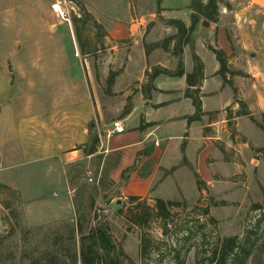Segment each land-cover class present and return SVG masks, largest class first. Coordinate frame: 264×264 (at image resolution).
<instances>
[{
	"label": "crops",
	"instance_id": "1",
	"mask_svg": "<svg viewBox=\"0 0 264 264\" xmlns=\"http://www.w3.org/2000/svg\"><path fill=\"white\" fill-rule=\"evenodd\" d=\"M77 1L111 42L102 76L109 77L111 70L118 76L104 92L93 80L91 53L83 50L74 29L70 35L72 18H59L48 0H0V183L22 193L32 206L29 213L36 205L48 209V219L38 220L41 215L34 225L76 224L70 182L75 165L91 166L99 157L100 174L109 171L125 199L174 202L186 187H198V180L207 187L212 183L215 153L221 159L233 149L220 137L226 124L262 130L251 118L262 122L264 115V0H238L242 22L235 23L238 41L233 45L224 28L201 17L186 37L181 57L185 76L155 80L150 79L154 68H179V30L170 22L191 28L194 0H161L157 12L148 16L137 15L132 0ZM72 11L81 19L79 7ZM205 20L216 23L219 50ZM167 39L171 41L164 47ZM128 41L131 49L123 46ZM212 49L226 53L235 82L228 72L225 78L220 75ZM164 56L173 57L172 67L162 61ZM189 89L202 102L201 119L192 123L188 119L197 109L186 97ZM242 104L250 115H243ZM115 122L125 132L108 137ZM96 136L99 150L89 155Z\"/></svg>",
	"mask_w": 264,
	"mask_h": 264
},
{
	"label": "rangeland",
	"instance_id": "2",
	"mask_svg": "<svg viewBox=\"0 0 264 264\" xmlns=\"http://www.w3.org/2000/svg\"><path fill=\"white\" fill-rule=\"evenodd\" d=\"M48 1L53 6L59 1L71 12L70 22L74 26L72 24L70 35L74 29L78 36L74 23L77 16L71 10L79 7L82 17L80 2ZM160 1L132 0L137 15L147 16L157 12ZM217 1V24L226 30L233 45L238 41L235 23L242 22L238 12L243 6L238 0ZM260 23L263 20L259 19ZM215 24L210 22L208 28L219 50ZM81 31L83 47L92 57L89 65L94 70L93 80L104 92L110 88V76H102L111 54L108 47L111 42L105 40L107 31L96 27L92 20L86 27L81 25ZM123 46L131 49L130 41ZM163 59L168 67L174 64L173 57L164 56ZM231 70V79L235 82L234 69ZM235 112L230 114L233 116ZM254 127L248 132L243 123L239 127L235 121L225 125L226 130L221 131L220 137L233 149L228 148L229 154L221 159L219 153H215L212 183L208 187L202 183V187L183 189L181 196L174 199L176 205L168 207L167 220L157 216V199L131 201L122 197L119 186L110 180L109 171L100 174L101 158H96L91 166H73L70 182L75 192L76 213L80 212L77 217L83 216L86 229L107 225L118 249L125 253L124 264H264V153L257 155L264 149V131ZM126 179L124 174V181ZM31 207L18 189L0 183V264H32L47 252L58 255L61 263L82 264L80 255L78 261H73L69 255V249L74 246L71 229L75 224L63 221L34 225L33 220L41 215L45 216L38 220L48 219V209L40 210L36 205L37 209L29 213ZM229 238H237L239 247L228 252L223 260L220 249ZM79 240L77 237L78 243Z\"/></svg>",
	"mask_w": 264,
	"mask_h": 264
},
{
	"label": "trees",
	"instance_id": "3",
	"mask_svg": "<svg viewBox=\"0 0 264 264\" xmlns=\"http://www.w3.org/2000/svg\"><path fill=\"white\" fill-rule=\"evenodd\" d=\"M192 8L194 11H196V14L193 16V24L191 28H187L182 22L180 21H172L170 22L172 25H175L179 30L178 40L176 44L175 49V55L180 58L179 68L176 72H172L169 70L164 69H156L153 74L150 76L151 80H155L157 77L161 75H166L169 77H184L185 76V70H184V64L182 61V55L184 53V46L188 44V40L186 37L194 33L200 23L201 17H205L211 21H218V1L217 0H194L192 4ZM83 16L81 19L74 18V23L78 32V38L81 40V25L82 27H86L87 23L92 19L90 14L87 12L86 9L83 8L82 10ZM96 27H100L97 22H95ZM101 28V27H100ZM171 41V39H167L162 45L164 47H167V44ZM158 46V45H157ZM82 48L83 43H82ZM217 58L218 61L221 64V71L220 75H222L225 78V73H231L230 68L228 66V57L226 53L223 51H218L212 49ZM196 60L198 58L196 57ZM118 76V73L112 72L108 83L109 85H113L115 82L116 77ZM188 82L191 83V76H188ZM186 97L191 98L194 101V104L196 106L197 112L194 116L190 117L189 123L200 121L202 116V102L200 98L198 97V92H192L190 89L186 92ZM243 108V115L247 116L250 115L245 110V104H242ZM129 113V108L126 113ZM263 121L258 122L253 117L251 118L252 121L264 131V115L262 116ZM94 127V124L90 125V129ZM101 144V140L99 136H96L91 144V146L88 147V153L89 155H94L98 152L99 147ZM258 153H264V149H261ZM202 182L198 180V185L201 186ZM131 201H138L139 198L132 197L130 198ZM176 202L172 201H165L158 199L157 200V216L163 220H167L170 216V212L168 207L169 206H175ZM78 215H80V212L78 210ZM77 222L74 226H72L71 229V240L73 241V249H69L71 253H69L71 259L73 261H78L79 255L81 258L82 264H124V261L122 257H125V253L123 250L118 249V246L114 242L109 228L107 225H97V226H91L89 229L85 228V219H83V216L77 217ZM146 219V217L144 218ZM141 223V221L139 222ZM143 223V222H142ZM77 237L80 238L79 243L77 242ZM237 238H229L224 240L222 244V248L220 249L221 257L224 260L228 252L234 251L236 247H239V244H237ZM145 247V243H144ZM68 251V252H69ZM216 262H213L215 264ZM32 264H65L61 263L60 259L58 258V255L55 254H48L44 253L42 256H40V260L32 262Z\"/></svg>",
	"mask_w": 264,
	"mask_h": 264
},
{
	"label": "built area",
	"instance_id": "4",
	"mask_svg": "<svg viewBox=\"0 0 264 264\" xmlns=\"http://www.w3.org/2000/svg\"><path fill=\"white\" fill-rule=\"evenodd\" d=\"M54 12L58 15L59 18H61L64 21H70L71 20V12L69 10H66L64 8L63 3L57 1L56 4L53 6ZM72 11V10H71ZM124 132V128L121 125L120 122L114 123V130L109 134V137H111L114 134H120ZM91 181H93L91 179Z\"/></svg>",
	"mask_w": 264,
	"mask_h": 264
},
{
	"label": "water",
	"instance_id": "5",
	"mask_svg": "<svg viewBox=\"0 0 264 264\" xmlns=\"http://www.w3.org/2000/svg\"><path fill=\"white\" fill-rule=\"evenodd\" d=\"M208 24V22H206Z\"/></svg>",
	"mask_w": 264,
	"mask_h": 264
}]
</instances>
